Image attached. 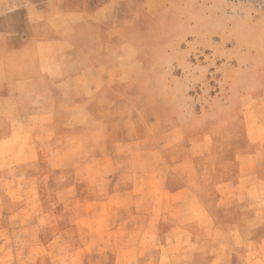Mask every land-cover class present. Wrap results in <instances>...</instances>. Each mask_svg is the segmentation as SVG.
Returning a JSON list of instances; mask_svg holds the SVG:
<instances>
[{"label":"rangeland","instance_id":"1","mask_svg":"<svg viewBox=\"0 0 264 264\" xmlns=\"http://www.w3.org/2000/svg\"><path fill=\"white\" fill-rule=\"evenodd\" d=\"M41 2L0 0V71L29 59L23 50L16 57L14 48L49 24ZM133 17L121 31L132 47L119 50L114 63L123 76L112 79L122 88L113 95L122 101L113 104L112 117L124 134H157L162 143L173 134L182 147L188 135L206 134L230 153L234 140L246 145L248 119L264 118V0H165L140 23ZM32 38L33 64L41 69L38 54L44 61L46 49ZM134 54L136 62L129 59ZM0 104L4 117L9 103ZM87 115L82 106L79 127L46 116L49 125L32 127L40 140L30 157L18 134L0 143V264H159L170 261L164 247L184 244L160 237L153 175L136 173L154 169L153 159L169 151L153 150V139L132 151L120 143L107 150L103 125H88Z\"/></svg>","mask_w":264,"mask_h":264},{"label":"crops","instance_id":"2","mask_svg":"<svg viewBox=\"0 0 264 264\" xmlns=\"http://www.w3.org/2000/svg\"><path fill=\"white\" fill-rule=\"evenodd\" d=\"M164 2L42 0L39 8L49 24L32 29L38 48L46 49L44 61L38 54L41 69L33 64L37 51L27 33L20 41L24 46L14 49L18 58L19 52L28 51L24 53L31 63L14 60L0 71L4 74L0 101L9 103L8 107L3 104L4 117L0 104V143L6 138L12 143L18 134V141L22 138L26 143L23 156L30 157L32 144L40 140L33 136V126L49 125L46 116L56 114L58 126L79 127L83 123L77 115L82 106L88 112V125H103L107 150L120 143L132 151L155 138L157 134H124L121 121L113 119V104L122 101L113 95H120L122 88L113 86L112 79L123 76L114 70V63L121 61L118 51L132 47L121 37L129 16L138 24L159 12ZM129 59L137 61L135 54ZM49 63L53 70H44L43 64ZM18 94L23 95L19 98ZM18 126L24 129L16 130ZM173 136L165 143L152 141L153 150L169 151V156L153 159L154 169L136 171L137 175H153L159 194L155 193L151 204L160 209L154 217L160 237L184 243L164 247L170 261L159 264H264V118L248 119L246 145L234 140L231 153L216 149L217 139L211 135H188L183 147L177 146ZM211 158L216 160L213 167L207 165Z\"/></svg>","mask_w":264,"mask_h":264}]
</instances>
